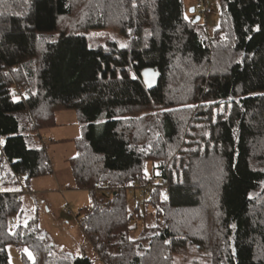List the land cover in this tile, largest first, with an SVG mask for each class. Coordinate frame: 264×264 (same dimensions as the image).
I'll return each mask as SVG.
<instances>
[{
	"label": "trees",
	"instance_id": "16d2710c",
	"mask_svg": "<svg viewBox=\"0 0 264 264\" xmlns=\"http://www.w3.org/2000/svg\"><path fill=\"white\" fill-rule=\"evenodd\" d=\"M215 1L210 35L182 0H0V264L9 245L22 264H173L191 245L192 264H264V0ZM62 111L73 189L102 195L76 217L97 262L26 219Z\"/></svg>",
	"mask_w": 264,
	"mask_h": 264
},
{
	"label": "rangeland",
	"instance_id": "374dc122",
	"mask_svg": "<svg viewBox=\"0 0 264 264\" xmlns=\"http://www.w3.org/2000/svg\"><path fill=\"white\" fill-rule=\"evenodd\" d=\"M200 0H182L184 16L187 19L200 17L195 9ZM212 13L200 17V25H205L209 34L217 28L219 9L215 0H210ZM111 39L121 42L118 34L110 33ZM105 121L100 116L95 124ZM56 127L45 131L42 136L48 137L45 141V150L52 167V175L33 179L29 185L28 194L24 195V209L26 219H36L42 235L58 252L69 253L76 257L87 256L97 262L93 249L87 238L83 235L77 222V215L81 210L92 205L93 201L102 195L99 192L78 191L73 189V181L67 159L76 155L75 140L79 137V125L74 112L62 111L56 114ZM63 140V141H60ZM1 143V139H0ZM148 175L151 176V167L148 165ZM139 191L128 192V206L132 209L140 200ZM34 200V201H33ZM69 210L71 215L64 211ZM15 228L10 222L9 230ZM10 264H22L21 253L24 249L9 245L6 248ZM27 253V252H26ZM30 256V255H29ZM31 258V256H30ZM200 258L195 245L174 254L173 264H192ZM99 263V262H98ZM100 264V263H99Z\"/></svg>",
	"mask_w": 264,
	"mask_h": 264
},
{
	"label": "built area",
	"instance_id": "2783aa9c",
	"mask_svg": "<svg viewBox=\"0 0 264 264\" xmlns=\"http://www.w3.org/2000/svg\"><path fill=\"white\" fill-rule=\"evenodd\" d=\"M210 0H200L199 2H197L195 9L196 11H198L199 15H203L206 16L208 14L211 13V8H210ZM2 149V147L0 146V150ZM136 186L137 188H139V182L136 181ZM154 189V182L151 179H148L146 181V184L144 185V188L138 189L140 191V194L142 196H148ZM107 195L110 196V192H107ZM67 215H71V212L69 210H65L64 211Z\"/></svg>",
	"mask_w": 264,
	"mask_h": 264
},
{
	"label": "water",
	"instance_id": "95a60500",
	"mask_svg": "<svg viewBox=\"0 0 264 264\" xmlns=\"http://www.w3.org/2000/svg\"><path fill=\"white\" fill-rule=\"evenodd\" d=\"M190 12L193 13V9H191ZM198 21L199 18L197 17L193 21V23H197ZM156 80H157V72H154L153 70H146L143 72L142 82L146 88L151 89L156 84Z\"/></svg>",
	"mask_w": 264,
	"mask_h": 264
},
{
	"label": "crops",
	"instance_id": "0c3cea01",
	"mask_svg": "<svg viewBox=\"0 0 264 264\" xmlns=\"http://www.w3.org/2000/svg\"><path fill=\"white\" fill-rule=\"evenodd\" d=\"M44 139H47L48 137H46L45 135L43 136ZM60 141H63V140H60Z\"/></svg>",
	"mask_w": 264,
	"mask_h": 264
},
{
	"label": "snow or ice",
	"instance_id": "6c2138e0",
	"mask_svg": "<svg viewBox=\"0 0 264 264\" xmlns=\"http://www.w3.org/2000/svg\"><path fill=\"white\" fill-rule=\"evenodd\" d=\"M121 47H123V45H121Z\"/></svg>",
	"mask_w": 264,
	"mask_h": 264
}]
</instances>
